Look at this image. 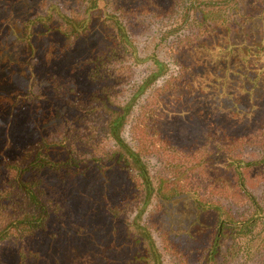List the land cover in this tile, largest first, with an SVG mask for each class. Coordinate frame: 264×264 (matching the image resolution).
<instances>
[{
  "label": "trees",
  "instance_id": "16d2710c",
  "mask_svg": "<svg viewBox=\"0 0 264 264\" xmlns=\"http://www.w3.org/2000/svg\"><path fill=\"white\" fill-rule=\"evenodd\" d=\"M86 1L70 13L53 4L15 35L21 60L49 39L63 65L0 120V264H163L154 232L174 264L232 259L264 228L253 192L264 185V0H188L195 31L178 48V71L140 106L135 148L122 137L127 118L168 67L153 58L156 70L120 102L125 60L136 58L121 18L129 8ZM103 118L110 142L98 133ZM247 146L262 152L247 158ZM151 155L162 163L155 182Z\"/></svg>",
  "mask_w": 264,
  "mask_h": 264
},
{
  "label": "rangeland",
  "instance_id": "374dc122",
  "mask_svg": "<svg viewBox=\"0 0 264 264\" xmlns=\"http://www.w3.org/2000/svg\"><path fill=\"white\" fill-rule=\"evenodd\" d=\"M110 3L108 9H115L122 5L129 11L122 13L121 18L125 23L136 49V58L128 53L125 63L129 65L131 76L125 84L123 96L120 102H126L138 89L143 80L156 70L155 61H161L168 67L167 72L157 77L153 83L137 97L131 113L127 118L122 131V137L131 147H136L131 126L139 113L140 106L144 103L149 93L157 86H161L170 73L178 71L176 57L179 55L178 48L181 41L195 31L193 22L185 20L184 7L188 0H178L172 6V0H154L155 5L149 3L151 0H107ZM55 5L65 13L71 11H82L88 1L86 0H0V120L6 115L5 106L9 105L14 98L24 95L28 86H32L33 92L38 91V86L47 83L46 78L53 64L63 65L62 58H57L61 46L60 43H52L49 39L38 41L35 45L33 58L27 62L21 60L25 53V46L20 43L15 35L22 30L23 22L29 17L44 14L51 5ZM146 8V11L143 10ZM191 19V17H190ZM98 21V18H95ZM95 23V22H94ZM82 50V49H81ZM188 51V50H187ZM36 56V57H35ZM147 58V60H144ZM150 58V59H149ZM55 62V63H54ZM46 75V76H45ZM44 87V86H42ZM40 113V110L38 111ZM42 113V114H41ZM45 120L54 122V114L41 111ZM100 119L96 126L103 142H110L104 128V120ZM112 143V142H111ZM261 150L254 146H247L242 154L247 158L258 157ZM149 174L155 182L156 178L163 172L162 163L156 156H145ZM254 194L264 202V185L253 190ZM154 201L148 206L143 219L153 208ZM236 213L248 212L247 207H233ZM261 229V240H245L242 250L229 260L221 258L222 264H264V228ZM156 246L160 249L163 264H174L176 258L167 254L163 248L161 239L156 232L153 233ZM13 242H5L3 246L10 248Z\"/></svg>",
  "mask_w": 264,
  "mask_h": 264
}]
</instances>
